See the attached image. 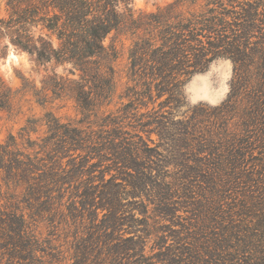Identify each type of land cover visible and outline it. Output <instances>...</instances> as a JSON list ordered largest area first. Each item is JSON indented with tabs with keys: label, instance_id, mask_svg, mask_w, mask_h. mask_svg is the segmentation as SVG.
I'll return each mask as SVG.
<instances>
[{
	"label": "rangeland",
	"instance_id": "rangeland-1",
	"mask_svg": "<svg viewBox=\"0 0 264 264\" xmlns=\"http://www.w3.org/2000/svg\"><path fill=\"white\" fill-rule=\"evenodd\" d=\"M4 3L0 0V18H6ZM116 4L127 28L112 31L103 41L117 52L112 64L114 87L106 101L89 108L70 96L76 89L73 82L80 78L78 70L71 73L70 65L38 64L15 48L8 36L0 38L4 101L0 143L13 136L19 148L31 153L25 150L28 145L36 149L35 143L52 136L51 127L61 137L71 129L98 137L112 127L107 124L110 114L122 130L134 134L139 159L147 167L144 177H135L136 197H123L128 225L117 230L114 241L133 237L134 248L150 257L148 264H201L199 255L206 244L201 230L208 224L198 207L209 187L201 171L215 163L205 160L209 159L205 149L211 142L227 144L246 135L248 109L264 95V0H118ZM130 20L136 21V29L128 30ZM136 42L174 49L183 60L180 70L167 81L157 78L149 52L137 59L138 66L131 71ZM90 88L91 84H84L86 91ZM248 136L264 140L262 131ZM71 153L63 160L64 167L84 156L76 150ZM92 159L88 162L96 161ZM247 161L253 165L251 196L256 209V196L264 188V156L254 152ZM2 176L0 170L2 192L15 193L3 186ZM101 183L94 184L99 189ZM107 196L93 195L89 205L76 200L81 209L76 219L67 214V196L58 209L62 221L28 219L29 230L40 241L37 256L44 264H114L107 257L115 246L105 248L111 235L100 233L111 212L101 208L110 202L104 199ZM17 200L27 217L26 204Z\"/></svg>",
	"mask_w": 264,
	"mask_h": 264
},
{
	"label": "trees",
	"instance_id": "trees-1",
	"mask_svg": "<svg viewBox=\"0 0 264 264\" xmlns=\"http://www.w3.org/2000/svg\"><path fill=\"white\" fill-rule=\"evenodd\" d=\"M117 1L5 0L6 18H0V38L8 36L15 48L27 52L38 64L70 65L71 73L78 70L80 78L73 82L76 89L70 96L89 108L96 101H106L114 87L112 64L117 52L112 47L106 48L103 41L112 31L127 28L124 16L116 9ZM135 24L136 21L130 20L128 30L136 29ZM165 47L142 46L136 42L131 71L138 66L137 59L150 52L151 70L156 72L153 74L166 81L173 78L183 60L180 53L174 49L164 50ZM196 66H200L199 63ZM87 83L92 85L88 91L84 89ZM260 100L258 105L253 103L248 109L249 122H245L243 131L246 135L227 144L211 142L205 149L209 155L205 160L215 163L209 162L201 171L209 185L204 193L206 199L202 198L198 207L202 210L199 216L208 224L201 230L206 241L204 253L199 255L201 264H264V188L261 187L262 193L256 196V209H253L250 179L253 165L251 161L246 162L252 159L254 152L264 156V140L258 137L253 141L254 138L249 140L248 136L264 132L263 94ZM3 102L0 95V109H4ZM107 124L112 127L100 131L98 137L76 129L61 137L56 127H51L52 136L35 143L36 149L28 145L25 150H32L31 153L19 148L13 136L0 143L3 186L15 192L7 195L0 185V264H44L37 256L40 241L29 230L28 219H44L49 224L62 221L58 209L65 196L68 200L64 206L70 207L67 214L76 219L81 209H77L75 201L84 200L86 205L98 193H106L108 196L104 199L110 201L106 208L101 207L111 211L104 222L106 227L100 229V233L111 235L105 248L115 246L107 258L113 259L114 264L150 263L149 256L134 248L137 246L133 237L114 241L117 230L128 225L123 197H136L139 187L135 177H144L147 167L139 159L137 143L132 140L134 134L122 130L110 114ZM75 150L84 156L79 163H68L67 169L63 160ZM94 158V163L88 162ZM105 174L110 178L105 180ZM95 180L102 182L99 189L103 192L96 187ZM20 197L30 211L27 217L21 212L24 209L18 208L17 198ZM127 202L129 205L130 201ZM129 241L132 242L130 247Z\"/></svg>",
	"mask_w": 264,
	"mask_h": 264
},
{
	"label": "bare ground",
	"instance_id": "bare-ground-1",
	"mask_svg": "<svg viewBox=\"0 0 264 264\" xmlns=\"http://www.w3.org/2000/svg\"><path fill=\"white\" fill-rule=\"evenodd\" d=\"M10 58H11V56L9 55V56H8V61H9Z\"/></svg>",
	"mask_w": 264,
	"mask_h": 264
}]
</instances>
